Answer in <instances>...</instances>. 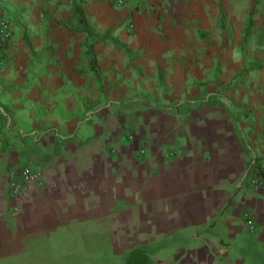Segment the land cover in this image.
Instances as JSON below:
<instances>
[{"label":"crops","instance_id":"1","mask_svg":"<svg viewBox=\"0 0 264 264\" xmlns=\"http://www.w3.org/2000/svg\"><path fill=\"white\" fill-rule=\"evenodd\" d=\"M116 4L0 0V264H93L79 239L106 234L113 264H264V0ZM157 70L196 108L163 114L161 134L140 116L145 176L123 142L140 108L118 103ZM28 166L41 182L12 193Z\"/></svg>","mask_w":264,"mask_h":264},{"label":"rangeland","instance_id":"2","mask_svg":"<svg viewBox=\"0 0 264 264\" xmlns=\"http://www.w3.org/2000/svg\"><path fill=\"white\" fill-rule=\"evenodd\" d=\"M189 52L191 54H194L195 50L193 45H188V46H184L182 48L181 54L185 56V59L182 60L180 58V63L181 64H185L186 62H188L186 60V58L189 57ZM161 74H164V70H157L156 74L154 77H149L147 80V87L145 88L143 85H139L137 87V90L135 92H132L130 94H123L122 97H120L119 99V103L118 105L126 106L129 103H132L133 106L139 107L140 108V114H139V118L137 119V122L133 121V125H127L125 128V133L123 134V142L124 145L127 144H131V148L133 150H135V152H137V154L134 156L137 160H138V166H139V172L140 174H144L146 176V174L149 172L150 166L149 164H147V153H146V148H147V140L144 139H138L139 136H135L138 135V131L143 130L147 131V127L145 125L144 121H141V115H143V118L145 116V112L147 111V116H146V122H149V113L154 112V117L157 115V118H155L154 120L152 119V121H155V123L153 124V126L148 125L151 129H152V133L157 134V133H163V127H164V123H166L167 121H165V116H163V114H167L170 112H175L177 114V111L179 110V108H182L183 110H187V111H193L194 108H196V104H188L186 105L187 107H185V104L188 102L189 100H187L186 98L182 99H178L175 98L174 99V95L173 93L175 92L174 86L172 85V83L165 82L164 83V78L161 76ZM173 87V88H172ZM166 94L172 95V98H167L166 99ZM181 94L184 95V97H186V95L188 94V92L186 91V89H182L181 90ZM199 104V103H198ZM194 105V106H193ZM145 107L147 109H145ZM143 110V111H142ZM167 119V118H166ZM134 120V118H133ZM168 120V119H167ZM136 123H139V125L137 126ZM148 134V133H146ZM141 137V136H140ZM151 141V139H150ZM140 146V147H139ZM168 146H165V150L167 149ZM172 151V150H171ZM108 154L109 156L113 157V155L116 154V149H114L112 151L108 150ZM115 158V157H113ZM138 172V173H139ZM120 206L123 205L122 204H118ZM125 206V205H124ZM136 216V221L134 220L133 223L136 225L140 224H145L146 221H140L142 217H146V215L143 214V212L140 210L138 211L137 214H135ZM145 219V218H144ZM124 226L129 227L130 226V222L129 221H124ZM109 234V231H108ZM94 236H90V237H85L82 236L79 238H76V241L79 239V244L80 247L83 246L84 249H82L81 251L84 250H88L87 254H90V251L92 252V257H95L94 253H96L97 255L100 256V254L105 255V251H104V247L107 250L106 256H107V263L108 264H113L114 262H117V260H112V258L110 257V255L112 254V249L114 248V246L116 245H120L119 241L121 238H114L113 236L110 235H105V236H97L100 237V241L98 239L93 238ZM119 239V240H118ZM77 244V242H76ZM87 244V246L85 245ZM98 244H101L100 246V254H98L97 252H94V250H98L97 248H95V246L98 247ZM91 249V250H90ZM79 252L76 253V258L78 256ZM87 254H84L85 257L87 258ZM82 256V255H81ZM80 256V257H81ZM90 256V255H89ZM91 257V261L93 262V264H97L98 260L95 261L94 258ZM83 259H79L76 260V262H82ZM88 263V262H87Z\"/></svg>","mask_w":264,"mask_h":264},{"label":"built area","instance_id":"3","mask_svg":"<svg viewBox=\"0 0 264 264\" xmlns=\"http://www.w3.org/2000/svg\"><path fill=\"white\" fill-rule=\"evenodd\" d=\"M127 0H116V5L121 7L126 4ZM13 35L12 24L7 15L0 12V42L6 43L11 40ZM0 65H3V59L0 58ZM41 182V174L34 171L31 167H25L20 173H11L9 176V187L12 193H20L25 185L37 184ZM259 178L253 180V185H260ZM253 228V221L248 222Z\"/></svg>","mask_w":264,"mask_h":264},{"label":"trees","instance_id":"4","mask_svg":"<svg viewBox=\"0 0 264 264\" xmlns=\"http://www.w3.org/2000/svg\"><path fill=\"white\" fill-rule=\"evenodd\" d=\"M76 16L78 17V21H79V25H80L79 30L82 31V32H84V33H86L88 39H93L96 36V34H95V28L92 25L89 24V22L87 21V19L83 15H81V13L77 12V15ZM110 34H111L110 31H107V35L106 36H109ZM104 38L103 39L101 38L100 40H98V42L105 41Z\"/></svg>","mask_w":264,"mask_h":264}]
</instances>
